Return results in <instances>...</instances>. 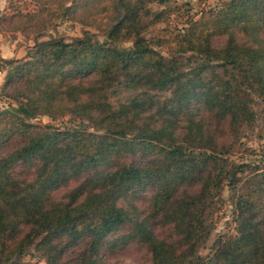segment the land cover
I'll return each mask as SVG.
<instances>
[{"label": "trees", "instance_id": "16d2710c", "mask_svg": "<svg viewBox=\"0 0 264 264\" xmlns=\"http://www.w3.org/2000/svg\"><path fill=\"white\" fill-rule=\"evenodd\" d=\"M30 1L12 11L33 45L0 60V94L17 105L0 109V264L32 246L47 264H107L130 242L152 264H264V132L257 149L241 142L264 123V0L198 17L168 0ZM59 21L83 35H53ZM235 148L257 160L234 161ZM147 189L141 218L122 199ZM225 204L234 230L203 256Z\"/></svg>", "mask_w": 264, "mask_h": 264}, {"label": "rangeland", "instance_id": "374dc122", "mask_svg": "<svg viewBox=\"0 0 264 264\" xmlns=\"http://www.w3.org/2000/svg\"><path fill=\"white\" fill-rule=\"evenodd\" d=\"M170 4L175 2L179 4H188L191 8L192 14L195 17H198L203 9H216L218 5V0H168ZM204 1V3H203ZM19 5L21 9L25 12L26 10L33 11L35 9L34 4L30 0H0V19H4L0 22V60H9V59H24L28 53L29 47L33 45V30H28L26 34H22L21 32H16L14 27H16L20 18L15 16V12L12 9ZM152 8L154 10L158 9L157 4H153ZM166 28V25L157 26L156 30L153 31V34H158L159 29ZM85 29L71 22L59 21L56 29L52 32L53 35L62 36L67 40L81 37L83 35V31ZM100 41H104V37L98 36ZM30 40V41H29ZM44 40V39H43ZM224 43V40H218L216 42V46H221ZM124 47H130V44H124ZM218 73H222V70H219ZM1 93V92H0ZM128 94L124 93L121 95V99H125ZM0 107L4 110L10 109V107L15 108L17 105L6 98L3 97V94H0ZM261 108V107H260ZM259 107H257L258 111H260ZM59 119L53 121L49 117L40 116L37 119L33 120L32 123L37 125H54L57 127H64L68 120ZM71 125V124H69ZM88 128V125L86 126ZM89 131L93 132V129H89ZM264 132V123L261 121L258 122L255 130L245 131L241 136V142L244 144L243 148L247 149H257L261 142V136ZM231 144L227 139L221 138L220 144L225 143ZM238 149H234V161L237 162H254L257 159L255 156L253 157L248 152H237ZM248 151V150H247ZM76 186V183H72L67 188H62L59 192L55 193L56 199L63 198L64 195L71 191ZM152 192L150 189L143 190L142 192L136 195H129L128 197L122 199V204L127 206L136 205L139 209L137 210V216L144 217L148 214V206ZM232 208L230 205L225 204L223 208V212L221 210L220 217H224L220 224H218L212 235L210 240L206 246L201 251L203 256H206L210 252V248L212 247L215 240L219 237V235L225 234L228 232H232L234 230V222L233 217L231 215ZM159 231V230H158ZM129 234V227L122 228L121 231L113 238L123 237ZM36 246H32L26 250V254L22 259V264H47L46 261L40 256L37 252ZM70 255V253H68ZM105 262L107 264H152V256L146 249V246L139 244L137 242H130L122 247H110L106 250L104 255Z\"/></svg>", "mask_w": 264, "mask_h": 264}, {"label": "crops", "instance_id": "0c3cea01", "mask_svg": "<svg viewBox=\"0 0 264 264\" xmlns=\"http://www.w3.org/2000/svg\"><path fill=\"white\" fill-rule=\"evenodd\" d=\"M4 77H5V74L0 72V87L2 86V84L4 83Z\"/></svg>", "mask_w": 264, "mask_h": 264}, {"label": "built area", "instance_id": "2783aa9c", "mask_svg": "<svg viewBox=\"0 0 264 264\" xmlns=\"http://www.w3.org/2000/svg\"><path fill=\"white\" fill-rule=\"evenodd\" d=\"M0 106H1V105H0ZM0 109H2V108L0 107ZM3 109H4V108H3ZM3 109H2V110H3Z\"/></svg>", "mask_w": 264, "mask_h": 264}]
</instances>
